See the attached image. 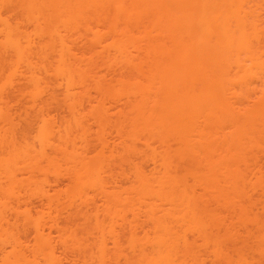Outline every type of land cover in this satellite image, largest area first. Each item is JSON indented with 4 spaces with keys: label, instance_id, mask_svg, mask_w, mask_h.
I'll return each mask as SVG.
<instances>
[{
    "label": "bare ground",
    "instance_id": "obj_1",
    "mask_svg": "<svg viewBox=\"0 0 264 264\" xmlns=\"http://www.w3.org/2000/svg\"><path fill=\"white\" fill-rule=\"evenodd\" d=\"M0 264H264V0H0Z\"/></svg>",
    "mask_w": 264,
    "mask_h": 264
}]
</instances>
